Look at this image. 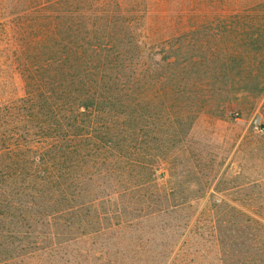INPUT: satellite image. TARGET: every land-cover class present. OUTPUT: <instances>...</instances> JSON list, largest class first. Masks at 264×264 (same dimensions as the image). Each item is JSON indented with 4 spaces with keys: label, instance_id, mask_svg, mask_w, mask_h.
<instances>
[{
    "label": "rangeland",
    "instance_id": "obj_1",
    "mask_svg": "<svg viewBox=\"0 0 264 264\" xmlns=\"http://www.w3.org/2000/svg\"><path fill=\"white\" fill-rule=\"evenodd\" d=\"M0 264H264V0H0Z\"/></svg>",
    "mask_w": 264,
    "mask_h": 264
},
{
    "label": "built area",
    "instance_id": "obj_2",
    "mask_svg": "<svg viewBox=\"0 0 264 264\" xmlns=\"http://www.w3.org/2000/svg\"><path fill=\"white\" fill-rule=\"evenodd\" d=\"M233 118H234L235 120H239V114H238V113L234 114V115H233Z\"/></svg>",
    "mask_w": 264,
    "mask_h": 264
}]
</instances>
